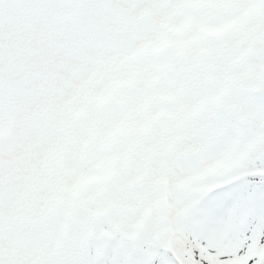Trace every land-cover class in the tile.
<instances>
[{
    "label": "snow or ice",
    "instance_id": "1",
    "mask_svg": "<svg viewBox=\"0 0 264 264\" xmlns=\"http://www.w3.org/2000/svg\"><path fill=\"white\" fill-rule=\"evenodd\" d=\"M0 264H264V0H0Z\"/></svg>",
    "mask_w": 264,
    "mask_h": 264
}]
</instances>
